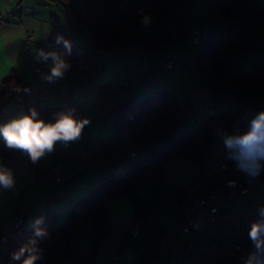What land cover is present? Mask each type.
Returning <instances> with one entry per match:
<instances>
[{"label": "crops", "instance_id": "crops-1", "mask_svg": "<svg viewBox=\"0 0 264 264\" xmlns=\"http://www.w3.org/2000/svg\"><path fill=\"white\" fill-rule=\"evenodd\" d=\"M257 1L264 8V0ZM185 8L188 7L185 5ZM204 9L207 11L203 2L198 12L204 14ZM62 13V7L49 0H0V16L3 18V22L0 23V81L16 72L21 86L31 87L38 95V111L59 107L62 101L71 96L80 77V71L76 70L55 82H48L43 78L46 75L37 72V68L40 69L45 61H37L36 51L42 49L48 52L46 42L55 27L59 29L60 35L62 34L64 29ZM66 17L70 27L72 18L68 12ZM204 26L202 22L199 28H192L190 33L193 35L195 30ZM260 26L263 29L264 22ZM185 31L180 26L175 32V41L155 52L132 51L130 47L99 52L105 61L104 70L97 76L94 84L80 86L73 94L79 113L89 121L83 135L67 146L57 143L51 153L45 154L39 160L36 167H33L25 157H17L8 162L0 161L12 169L16 181L14 188L0 189V232L7 226L14 227L16 216L22 208L28 212L41 207L42 211L37 216L43 218L42 222L51 215L67 217L68 212L86 199L109 175L126 170L129 163L117 160L116 154L101 158H95L91 154L95 143L126 137L123 131L117 130L113 125L111 114L122 102L131 99L144 100L159 91H168L179 99L183 108L188 107L189 110L197 111V116L203 118V113L209 112L213 97L201 84L195 63L183 57L187 56L186 49L180 47ZM29 34L33 35L30 39ZM133 34H126L124 40L132 41ZM262 43L258 36L250 46L254 52H262L263 49H260ZM170 46H176L174 55L180 52L176 57L182 64L177 65L171 57ZM259 54L261 55L252 56L251 67L258 61H264L263 53ZM154 55L171 59L175 63L174 68L162 72L159 63L153 59ZM0 105L3 108L0 124L30 112L16 99L4 97L1 91ZM52 121L54 120L47 122ZM251 121L252 119L247 121L245 126L236 127V131L243 134L250 128ZM2 141L0 139V142ZM121 162H127L128 165L124 167ZM234 163L235 161L229 158L231 169L232 165L237 167ZM58 165L64 167L66 180L63 189L66 190V195L51 207L43 208L42 202H45V197L51 193V186H48L43 178ZM162 173L160 178L149 176L144 182L130 188L124 196L108 203L112 227L98 246V253L91 264H151L156 255L164 259L162 264H194L198 258L206 264L219 262L217 257L203 250L200 245L192 241L190 243L189 237L180 232L161 196L165 190L177 198L183 197L200 174V166H197L190 157L179 155L165 164ZM242 175L249 177L245 173ZM255 186H258V183L251 184L248 195L234 199L230 208L221 209L214 223H205L201 231L206 232L213 243L224 242L233 246V225L240 219L260 216L261 207H254L252 194ZM135 214L152 218L151 222H145L138 236L128 232L129 220ZM179 237L184 239V244L178 242ZM74 238L80 255L89 254L94 244L91 222H86L75 233ZM256 251L252 242L240 251L239 258L227 264H247L250 254ZM66 260V264H71L68 258Z\"/></svg>", "mask_w": 264, "mask_h": 264}, {"label": "trees", "instance_id": "trees-1", "mask_svg": "<svg viewBox=\"0 0 264 264\" xmlns=\"http://www.w3.org/2000/svg\"><path fill=\"white\" fill-rule=\"evenodd\" d=\"M49 1L66 9L71 1L79 6L80 9L74 8L75 20L70 27L74 35L80 33L83 26L88 27L92 45L81 46L76 43L74 35L61 36L58 28L53 29L46 42L47 51L57 53L69 63L70 68L65 74L79 70L80 77L71 96L62 101L59 107L40 111L39 116L47 121L54 120L56 113L70 110L73 114L79 112L78 104L73 98L74 91L85 84H94L97 76L104 70L105 61L99 54L101 50L117 51L121 47H130L132 51L155 52L160 47L173 43L176 30L183 26L185 0ZM206 10L210 16L221 17L228 23V27L221 30L205 29L208 37L198 46L200 52L195 58L196 73L201 84L213 97L209 121L199 120L196 126L185 128L182 133L176 135L175 133L185 125L190 113L181 106L179 99L168 91H159L147 99H131L117 105L111 112L113 125L117 130L123 131L126 137L100 141L102 155L95 158L116 154L117 160L127 161L129 166L119 175H109L86 199L73 207L59 230L55 229L59 217L47 216L36 226L47 230L48 235L45 237H35L36 227H24L27 212L24 208V223L15 228L4 246L0 240L3 255L0 264H20V261L11 258V254L33 238L43 250V259H52L56 246L62 244L69 263L91 264L98 253V246L112 227L108 211L109 202L124 196L130 188L136 187L151 175L162 177L165 164L179 155L190 157L201 169L212 158L227 152L226 149L219 151L218 127H228L235 121L240 113L239 103L264 104V61H258L248 71L242 72L238 66L230 67L228 59L231 50H249L248 45L254 42L261 30L260 25L264 22V8L257 0H207ZM145 15L150 17L147 25L142 22ZM131 33H134L132 41L124 40V36ZM187 34L185 31L182 36ZM58 36L63 38L60 43H57ZM65 40L69 42L70 49L65 46ZM52 65L50 58L45 61L39 73L48 75ZM21 85L17 73L13 72L0 81V91H16ZM232 96L234 104L230 106ZM2 114L3 108L0 105V116ZM196 118L201 117L196 114ZM113 144L119 146L112 148ZM137 148L146 153L129 161L128 153ZM17 157H25L33 167L39 164V161L33 164L26 154L9 149L3 141L0 142V161L8 162ZM236 169L240 174L244 173L238 167ZM243 178L248 185L254 182L261 184L264 181V171L257 177ZM86 222L93 225L94 244L89 254L81 256L74 235ZM257 254L264 256V253ZM216 264L227 263L219 261Z\"/></svg>", "mask_w": 264, "mask_h": 264}, {"label": "built area", "instance_id": "built-area-1", "mask_svg": "<svg viewBox=\"0 0 264 264\" xmlns=\"http://www.w3.org/2000/svg\"><path fill=\"white\" fill-rule=\"evenodd\" d=\"M3 22V18L0 16V23ZM29 39L33 37L29 34ZM194 44L199 46L203 43L205 38L208 37L207 31L195 30L193 33ZM154 61L159 63L160 70L162 72L170 71L174 67V62L171 59H167L160 56H153ZM87 69V66H85ZM37 72L40 69L37 68ZM3 95L6 98L15 97L18 103L22 107L27 109H35L38 113V95L33 92L29 86H21L16 91L3 90ZM77 119H86L85 116L79 112L74 114ZM88 120V119H87ZM86 127V126H85ZM86 128L83 129L82 135ZM81 135V136H82ZM172 144V142H170ZM118 144H113L112 148H116ZM146 152L141 149H133L128 153V160L136 159L138 156L144 155ZM91 154L93 157L101 156V145L95 143L92 146ZM122 155V154H120ZM44 182L51 186V193L46 197V202L54 204L59 199L66 195V190L63 189V184L66 178H64V167L58 165L44 178ZM250 192V185L243 178V175L238 171L231 169L229 165V157L227 152H223L218 156L212 158L205 163L201 169L197 179L193 181L192 185L188 188L186 193L181 198H177L171 194H168L165 190L162 192L163 200L167 206V209L173 216L175 225L179 227L181 233L189 237L191 241L197 245H200L203 250L215 256L221 262L229 263L234 259L239 258L240 251L247 245L252 244V241L248 235L251 224L257 220L263 221L264 218L260 216H253L251 218L240 219L233 227L234 245L229 243H213L207 236L206 232H202V228L205 223H214L217 219V215L221 209L231 207V203L238 196L248 195ZM25 209L22 208L17 216L15 222V228H18L24 223ZM152 221L151 216H144L142 214H135L129 220L128 232L133 236L141 234L145 222ZM180 244H184L182 237L178 238ZM0 250V263L2 257ZM164 259L160 255H156L151 264H162ZM194 264H206L199 258Z\"/></svg>", "mask_w": 264, "mask_h": 264}, {"label": "clouds", "instance_id": "clouds-1", "mask_svg": "<svg viewBox=\"0 0 264 264\" xmlns=\"http://www.w3.org/2000/svg\"><path fill=\"white\" fill-rule=\"evenodd\" d=\"M142 22L147 25L150 17L145 15ZM62 39L58 36L57 43H60ZM64 44L70 49L68 41L65 40ZM50 58L53 65L50 73L43 78L48 82H55L64 77L70 65L55 52H45L42 49L36 51L37 61H47ZM54 115V121L46 122L38 118L35 109H30L29 114L0 124V139L6 147L26 154L35 164L45 154L51 153L57 143L67 146L70 142L78 140L89 123L87 119H77L71 110ZM224 145L239 170L252 177L259 176L261 171H264V111L252 119L250 128L243 134L226 136ZM15 183L12 169L0 162V189H12ZM260 216L264 217V207L260 209ZM42 219V217L37 218L34 223L39 225ZM34 235L45 237L48 233L46 229L36 227ZM248 235L257 251L250 254L247 264H264V256L257 255V253H264V221L253 222ZM11 258L20 261V264H36L43 259V250L33 238L22 245L18 251L13 252Z\"/></svg>", "mask_w": 264, "mask_h": 264}, {"label": "rangeland", "instance_id": "rangeland-1", "mask_svg": "<svg viewBox=\"0 0 264 264\" xmlns=\"http://www.w3.org/2000/svg\"><path fill=\"white\" fill-rule=\"evenodd\" d=\"M206 1L207 0H185V5L188 8H184L183 10V23H182V27L188 32V34L186 36H184V38L182 39L181 42V46L183 49H186L187 51V56L184 55L183 57L189 61V62H194L195 66H196V61L195 58L198 56L199 52H200V48L198 46H196L194 44V37H192V34L190 33L192 28H199V26L201 25V23L203 22V24L205 25L204 27L198 29V30H208V31H217V30H221L224 28L228 27V23L226 22V20H224L221 17H212L210 16V14L208 13V11H205L204 14H200L199 11V6L201 5V3H205L206 5ZM63 9V13L61 16V19H63L62 22V26H64V29L62 30V34L63 36H67L70 37L71 35H74L73 30L71 29V27L68 26V21H67V17H66V12H68V14H70V17L72 18V24H74V13H75V9L74 8H79V6L77 4H75L73 1L69 2L68 6L69 8L66 9L64 6L60 5ZM192 8V10H191ZM80 9V8H79ZM198 12V13H197ZM262 24V23H261ZM261 27V26H260ZM262 28V27H261ZM75 41L76 43L80 44L81 46H91L92 42L90 40V30H88V27L83 26L82 27V31L80 33H76L75 35ZM258 36H260V43H262L263 41V45H264V28L261 29L258 34H257V38ZM172 43H168L165 46H169ZM262 44L260 45V49H263L262 52H254L253 51V47L249 46V50L248 51H238V50H231L230 54H229V66H238L239 70L242 72H246L248 71V69L251 68L250 62H252V56L255 55H261L259 53H263L264 55V46H262ZM163 47V46H162ZM176 46H170V49L172 50L171 53V57L174 58V61L177 62L178 64H182V62L178 59V57H176L177 55L180 54V52H177V55H174V48ZM166 48V47H164ZM254 48H256V46H254ZM259 49V48H258ZM196 56V57H195ZM193 63V64H194ZM2 80V79H1ZM14 99H16L15 97H12ZM11 98V99H12ZM234 104V100H233V96L230 97V101H229V105L233 106ZM212 107V105H211ZM209 109L208 113H203V118L200 119H196L195 116L197 114V112L193 111V110H189L188 107H186L185 109L187 111H189L190 116L189 118L185 121V125L183 126V128L179 131H177L175 134L178 135L180 133L183 132V130L185 128H190L192 126H196L199 120L202 121H209L210 115H211V111L212 109ZM238 108H240V113L237 116V118L235 119V121L230 125V126H219L217 129V133H218V145H219V149L223 150L226 149L225 145H224V138L228 135H240L237 131H236V127H242L245 126L247 121H250L251 119H254L261 111H264V104H254L252 102H245V103H239L238 104ZM202 114V113H201ZM228 152V157H229V150L226 149ZM230 158V157H229ZM122 165L125 167L126 165H128L127 162H121ZM236 164V162L234 163ZM233 169L236 167V165H232ZM235 171L237 170L236 168L234 169ZM121 170L117 171V173H115V175H119L121 174ZM251 186V185H250ZM253 191V196H254V207L255 208H260V207H264V181L261 182V184H258V186H255ZM252 193V192H251ZM256 202V203H255ZM42 207H51L50 204L42 202ZM42 208H37L35 210H30L27 212V221L24 224L25 228H31V227H36L39 225H36L34 222L35 220L38 218L37 214H39L42 210ZM66 216H60L58 218L57 224L55 226L56 230H59L60 226L65 222L66 220ZM15 225L14 227H9L7 226L3 232H0V240L2 242V245L4 246L5 243L7 242V240L12 236V234L15 231ZM184 237V236H183ZM55 252V256L52 259H41L40 261H38L37 264H66L67 260V253L63 247L62 244H58L54 250Z\"/></svg>", "mask_w": 264, "mask_h": 264}]
</instances>
